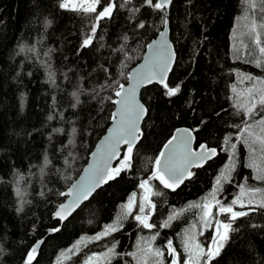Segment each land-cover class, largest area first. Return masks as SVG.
<instances>
[{
    "label": "trees",
    "instance_id": "1",
    "mask_svg": "<svg viewBox=\"0 0 264 264\" xmlns=\"http://www.w3.org/2000/svg\"><path fill=\"white\" fill-rule=\"evenodd\" d=\"M113 2L112 18L101 20L91 45L81 47L95 14L63 9L61 0H0V264H25L33 247V264H87L89 257L95 258L93 264H171L169 240L183 264L188 235L202 247L211 242L213 228L202 223V210L193 205L210 198L226 165L233 170L216 199L246 215L232 222L230 240L212 264H264V179L257 178L264 175V151L246 134L236 139L246 125L260 134L256 121L264 116L257 110L249 119L238 107L249 103L250 91L258 99L257 91L264 89V67L257 65H264L261 0L172 1L168 26L176 59L166 83L179 85V92L169 97L160 83L144 87L140 98L148 112L131 167L65 221L52 214L109 125L115 90L164 25L165 9L145 0ZM79 89L85 91L73 108L72 93ZM93 90L99 93L95 98ZM178 127L195 130V147L206 144L217 155L194 168L175 191L152 180L153 189L163 194L151 198L155 208L148 222L155 227L143 228L134 215L123 216V205L132 193L142 194L140 181L151 176L156 156ZM225 137L231 138L227 146ZM126 151L125 146L113 167ZM233 200L239 202L233 205ZM118 218V231L91 239ZM227 218L223 214V221ZM165 221L168 226L160 227ZM38 240L43 241L35 245ZM113 244L115 254L105 255ZM149 246L163 256L146 254Z\"/></svg>",
    "mask_w": 264,
    "mask_h": 264
},
{
    "label": "snow or ice",
    "instance_id": "2",
    "mask_svg": "<svg viewBox=\"0 0 264 264\" xmlns=\"http://www.w3.org/2000/svg\"><path fill=\"white\" fill-rule=\"evenodd\" d=\"M145 3L154 9L163 10L171 3V0H156L155 3H153V0H145ZM59 6L63 9L82 12L86 16L95 14L91 24V31L83 40L81 47H88L91 45L100 21L106 18L111 19L113 10L116 7L113 0H108L106 4H102V0H75V2L72 3H70L69 0H61ZM260 6L264 8V0H261ZM98 7H101L102 10L98 11ZM252 7H256L255 3H253ZM163 23L165 24V32L160 33L161 39L159 41H154L148 45L149 53L145 56V63L139 69L128 74V87L126 88L123 84H119L115 90L116 99L112 100V103L118 107L116 111L111 114L113 126L109 129L108 135L101 144L97 146V151L93 153L92 164L84 169V175L81 176L79 181L74 182L66 193H60L62 196L66 195L71 198L67 204H61L55 213L60 221L67 219L68 215H70L82 201L88 199L98 187L109 181L116 180L123 171L131 167L133 146L143 135L139 124L148 112V109L137 100V90L142 86L157 82L164 86L166 89L165 94L169 97L179 92V85L169 87L166 83L167 74L171 70L175 60V53L171 45L165 39L168 23L166 18L163 20ZM138 27L143 28L144 24L140 23ZM262 27H264V25H262ZM256 30L257 25L253 22L251 31L255 33ZM125 39H127V37H125ZM257 43L259 44V40H257ZM259 52L264 55V47H260ZM257 65L264 67L260 61H257ZM105 71H107V69H105ZM52 76L53 74L50 72V80H52ZM249 79L254 78L249 77ZM102 87H107V85H103ZM84 91V89H79L77 92L72 93L76 101V103L72 105L73 108L80 103L79 97ZM93 92V98L99 95L95 90H93ZM257 95L259 97L258 99L250 91V96H252V98L249 103L238 105V107L243 110L244 115L249 119L256 114L257 110L264 112V89L258 90ZM105 99L111 98L106 97ZM49 119H51V117H49ZM256 124L260 127V134H256L251 125H246L243 129H240L241 135L237 136L236 139L240 140L246 134L248 138L252 139L253 143H259L261 145V150L264 151V116H261V118L256 121ZM54 131L62 132L63 129H54ZM72 131L75 133L76 129L73 128ZM192 131L188 129L178 130V134L173 135L167 143L164 144V151H161L154 160L151 176L148 179L141 180L138 185L142 190V194L137 197V193H132L128 202L123 205L124 217L134 215L139 226L152 229L155 225L149 223L148 219L151 215L150 210L155 208V204H153L151 198L161 196L163 193L159 190H154L151 181L158 180L165 189L175 191L180 184L194 175L191 171L192 168L202 167L208 160L217 155V149L209 148L205 144H200L199 150L193 151L191 147L193 141ZM230 139V137H225L224 142L226 146L229 144ZM121 144L127 145V151L120 161L119 166L111 167L110 161L117 157ZM230 147L233 150V152L229 154V159L231 160L234 156L236 144L232 143ZM232 170L233 168L231 165H226L224 171L216 178L213 191L209 194L210 198L205 199L200 204L193 205V207H198L202 210L201 221L205 226L210 225L215 216L225 213L228 214L227 219L229 222L215 219V233L212 238V243L208 245L207 248L202 247L201 244L196 241L194 235H188L184 241V250L188 254V259L184 260L183 264H212V262L221 255L230 240V233L234 230L232 228V222L246 215L245 212L233 211L230 205H221L220 201L216 199V194L220 190L222 183L230 180ZM261 171L264 172V169ZM257 178L264 179V175L258 176ZM241 187L243 190V186ZM249 191L255 193L261 190L249 189ZM238 202V200H233L232 204L235 205ZM260 206L264 207V201L261 202ZM214 207L218 209L216 213L212 211ZM134 208L138 209V214L133 212ZM175 215L176 214L170 216L169 221L174 219ZM169 221H165L160 227H167ZM120 227H122V223L121 219L118 218L113 224L106 225L102 232L91 239H102L118 231ZM52 231L56 232L59 231V229L54 228ZM200 234L203 235V232ZM83 239L82 237L81 241H78L73 248L77 249ZM152 239H155V236H153ZM115 247L116 245L113 244L105 255L115 254ZM166 247L168 255L172 257L171 264H181L171 240L168 241ZM36 252L37 249L33 247L27 253L25 264H33V261L36 259ZM146 254H151L156 258L163 256V253L159 249H152L151 246L146 250ZM94 259V257H89L87 264H93ZM145 264H148L147 260H145ZM158 264H162V262L158 260Z\"/></svg>",
    "mask_w": 264,
    "mask_h": 264
},
{
    "label": "water",
    "instance_id": "3",
    "mask_svg": "<svg viewBox=\"0 0 264 264\" xmlns=\"http://www.w3.org/2000/svg\"><path fill=\"white\" fill-rule=\"evenodd\" d=\"M114 1V0H113ZM172 1L173 0H171V3L165 8V10H166V19H167V21H168V12H169V10H170V7H171V4H172ZM169 24L167 23V30H166V36H165V39L168 41V43L171 45V47H172V50H173V52L175 53V59H176V52H175V48H174V45H173V43H172V41H171V39H169L170 38V32H169V26H168ZM161 32H165V24L163 25V28L158 32V34L154 37V38H152V39H150V41L147 43V46H146V48H145V51L142 53L143 55H142V58L140 59V61L138 62V63H136L134 66H132V68L130 69V71H129V73H132V72H134L135 70H137V69H139L144 63H145V56L149 53V49H148V45L149 44H151V43H153L154 41H159L160 39H161V36H160V33ZM175 63V60H174V62H173V64ZM172 64V68H173V65ZM172 68H171V70H172ZM171 70L168 72V74H167V77H169V75H170V73H171ZM128 73V74H129ZM127 77H128V75H127ZM127 81H126V83H124L123 85L127 88L128 87V84H129V80L128 79H126ZM168 79H166V81H167ZM154 83H157V82H153L152 84H154ZM149 85H151V84H149ZM149 85H146V86H149ZM146 86H142V87H140L138 90H137V95H136V98H137V100L141 103V104H143V105H145L144 103H143V101L141 100V98H140V91L144 88V87H146ZM118 106L117 105H113V111H112V113L113 112H115L116 111V108H117ZM145 108H146V106H145ZM147 109V108H146ZM146 116V115H145ZM145 116H144V118H145ZM111 120V119H110ZM143 120L144 119H142L141 121H140V124H139V126H140V129H142V123H143ZM113 126V121L111 120L110 121V123H109V125L107 126V128H106V130H105V132H103L102 133V135L100 136V138L95 142V144H94V146H92L93 148H92V150H91V152H90V154H89V156H88V159H87V162L84 164V166L82 167V169H81V171L78 173V176L75 178V180L70 184V186H68V188L65 190V192L64 193H66L67 191H68V189L71 187V185L74 183V182H77V181H79L80 180V178H81V176H83L84 175V169H86V168H88L89 166H90V164H92V162H93V153H95L96 151H97V146L99 145V144H101V142L104 140V138L108 135V132H109V129L111 128ZM183 129H188L189 130V128L188 127H178L177 129H175V130H173L174 132H173V134H172V136L173 135H176V134H178V130H183ZM190 131H192V130H190ZM171 136V137H172ZM192 136H193V141H192V144H191V147H192V150L193 151H198L199 150V147H195V143H194V141H195V135H194V133H193V131H192ZM138 142V141H137ZM165 143H167V142H165ZM164 143V144H165ZM206 145V144H205ZM127 147V145L126 144H121L120 145V147H119V150H118V155H117V157H115V158H113L111 161H110V166L111 167H113L114 166V164L116 163V161L118 160V158L120 157V155H121V153H122V149L124 148V147ZM211 148H213V147H211ZM161 151H164V146L162 147V149H161ZM215 157V156H214ZM213 157V158H214ZM212 158V159H213ZM209 161V160H208ZM204 166V165H203ZM194 168H196V167H194ZM194 168H192L191 169V171L194 169ZM199 168V167H198ZM103 185V184H102ZM102 185L100 186V187H98L89 197H88V199L89 198H91V196L99 189V188H101L102 187ZM65 196V198L63 199V201L54 209V212H52V214H54V217L55 218H57L56 217V215H55V213L57 212V210L59 209V206L61 205V204H67L69 201H70V197H68V196H66V195H64ZM88 199H86V200H84V201H82L81 202V204L78 206V207H76L75 208V210L74 211H72L71 212V214L70 215H68V217H67V219L73 214V212H76V210H78L86 201H88ZM58 219V218H57ZM59 220V219H58ZM66 220V219H65ZM64 220V221H65ZM43 240H38L36 243H35V245H40V243L42 242Z\"/></svg>",
    "mask_w": 264,
    "mask_h": 264
},
{
    "label": "rangeland",
    "instance_id": "4",
    "mask_svg": "<svg viewBox=\"0 0 264 264\" xmlns=\"http://www.w3.org/2000/svg\"><path fill=\"white\" fill-rule=\"evenodd\" d=\"M69 2L72 3V2H75V0H69ZM220 204L223 205V206H227V205H224L223 203H221V201H220ZM214 210L217 211L218 209L216 207H214L212 209L213 213H214ZM221 217H222L221 221H223V214H220L219 220H220ZM223 222H229V221H228V219H224ZM210 227H212L213 230L215 231V223H214V225H212V223H211ZM205 248H207V247H205ZM186 259H188V257ZM186 259H184V260H186Z\"/></svg>",
    "mask_w": 264,
    "mask_h": 264
},
{
    "label": "flooded vegetation",
    "instance_id": "5",
    "mask_svg": "<svg viewBox=\"0 0 264 264\" xmlns=\"http://www.w3.org/2000/svg\"><path fill=\"white\" fill-rule=\"evenodd\" d=\"M216 212H217V211H216ZM216 212H215V213H216ZM219 217H220V215H219V216H216L215 219H219ZM214 233H215V231L213 230V231L211 232L212 236H211V242L209 243V245L212 243V238H213ZM206 247H207V246H206Z\"/></svg>",
    "mask_w": 264,
    "mask_h": 264
}]
</instances>
